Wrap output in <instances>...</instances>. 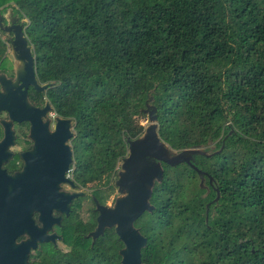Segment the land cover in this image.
I'll use <instances>...</instances> for the list:
<instances>
[{"label":"trees","instance_id":"obj_1","mask_svg":"<svg viewBox=\"0 0 264 264\" xmlns=\"http://www.w3.org/2000/svg\"><path fill=\"white\" fill-rule=\"evenodd\" d=\"M1 5L24 19L35 77L50 83L40 95L74 122L79 184L105 178L106 192L113 188L106 180L126 154V141L142 132L136 117L146 102L170 148L222 145L210 162L193 155L206 189L191 166L162 163L152 210L135 220L146 239L141 262L264 264V0ZM103 192L93 191L99 202ZM93 224L89 217L63 226L69 250L38 264H119L121 241L110 228L91 243L84 235Z\"/></svg>","mask_w":264,"mask_h":264},{"label":"water","instance_id":"obj_2","mask_svg":"<svg viewBox=\"0 0 264 264\" xmlns=\"http://www.w3.org/2000/svg\"><path fill=\"white\" fill-rule=\"evenodd\" d=\"M7 12L12 13L11 8H8ZM2 17L0 15V29L12 33L8 40L14 60L12 80L0 73V111L7 112V119L1 120V125L6 134L10 131L11 120H20L24 109H28L26 87L30 85L34 90L42 91L50 83L37 82L32 47L25 37L22 24L17 22L18 16L14 14L9 19V26L1 25ZM141 112L146 114L149 121L156 123L155 108L151 104L146 102ZM61 120L67 128L69 119ZM140 134L126 141V154L120 159L116 171L114 185L121 195L115 198L112 206L98 204L94 199L97 211L96 226L89 235L95 238L104 228L113 226L115 234L123 244L119 250L120 264H145L140 260V249L144 247L146 239L133 227V221L142 212L152 208L149 197L154 181L161 179V163L168 166L185 163L199 174L200 182L203 179L202 174H205L191 163L193 155H206L203 148L189 147L181 150L170 148L159 139L156 124L146 126L144 132ZM69 135L70 133L63 128L62 172L70 161L69 150L64 143ZM221 149L222 145L214 153L220 152ZM28 189L23 174L8 177L0 170V264H29L27 261L29 251L35 248L37 242L46 239L43 229L33 225L30 216L32 209L42 211L41 198L33 195ZM216 199L217 193L212 201ZM23 235L26 238L17 240Z\"/></svg>","mask_w":264,"mask_h":264},{"label":"flooded vegetation","instance_id":"obj_3","mask_svg":"<svg viewBox=\"0 0 264 264\" xmlns=\"http://www.w3.org/2000/svg\"><path fill=\"white\" fill-rule=\"evenodd\" d=\"M6 35L10 36L11 33ZM12 76L13 73L11 76L6 75V78L12 80ZM45 88L42 91H36L30 85L26 87L25 94L28 109L23 108L24 114L20 120H11L10 131L6 134L4 133V127L1 125V120L7 119V112L4 110L0 111V170L8 177L16 176L20 173L23 174L26 184L29 186L28 190L33 195L41 198L42 211L32 209L30 216L33 225L43 229V235L46 239L37 242L35 248L29 251L28 257L30 252L43 246L50 248V253H56L57 243L59 242L67 246L68 251L69 246L62 242V228L67 224H71L69 221L73 217L77 218L80 223L87 221L89 217L94 218L92 228L86 231L84 235L91 243L98 236H101L105 229L111 228L114 232L112 226L104 228L102 233L95 238L89 235L96 226L95 217L97 211L95 210V197L93 195V191L96 188H91V181L79 184L75 180L74 140L76 133L74 122L70 117H62L47 100L44 93L40 95ZM63 118L69 119L67 128L61 120ZM63 128L70 133L64 141L69 150L70 161L65 171L62 172ZM1 141L4 142L2 146ZM84 197L89 200L90 207L85 209L83 219L82 217L78 218L80 213L78 210L82 207L81 200ZM95 200L98 204L106 205L104 202ZM134 226L137 227L136 225ZM23 238H26V236H20L17 240ZM122 247L123 244L117 249L119 264L121 259L119 250ZM29 264H33V262H29Z\"/></svg>","mask_w":264,"mask_h":264},{"label":"rangeland","instance_id":"obj_4","mask_svg":"<svg viewBox=\"0 0 264 264\" xmlns=\"http://www.w3.org/2000/svg\"><path fill=\"white\" fill-rule=\"evenodd\" d=\"M11 5H13L12 3H10ZM8 11V7H7V5H1L0 6V15L1 16H3V18L5 19V23L4 24H2V22H1V25L2 26H4V25H7V26H9L10 24V21H9V19L10 18H12V16H14V13H8L7 12ZM22 21H24V19H18V23H21ZM7 33H5V32H2L1 33V38L2 39H4L5 41H6V45L4 46V48H3V52H2V56H1V58H0V73H2V74H6V75H8V76H11L12 75V71H11V69H12V67H13V64H14V60H13V56H12V50H11V45H10V43H9V40H8V37H10L11 35H12V33H11V35L10 36H7L6 35ZM6 75H5V77H6ZM12 78H13V76H12ZM136 119H137V122L140 124V125H142V127H143V129H142V133L144 132V129H145V127L146 126H148V125H150V124H156L157 125V123H155V121H149L148 119H147V116H146V114L144 113L142 116H139V117H136ZM141 133V134H142ZM140 134V135H141ZM167 145V144H166ZM213 146H212V143H209L207 146H206V148L205 149H210V151H205V153H206V155H199V156H203L204 158H206L207 159V161H212L213 160V156H215L216 154H219L221 151H222V149L220 150V152H216V153H214V151L212 150L211 151V148H212ZM195 148V147H194ZM199 148H203V147H199ZM204 149V148H203ZM216 151V150H215ZM213 152V153H212ZM191 160V159H190ZM119 163H120V160H119V162L117 163V167H119ZM191 163H193V161L191 160ZM178 164H181V163H178ZM185 164V163H184ZM177 165V164H176ZM161 166H162V163H161ZM175 166V165H174ZM170 167H173V166H170ZM117 169L118 168H116L115 169V174H114V176H111L110 178H108L106 181L109 183V184H112V186H113V188L111 189V190H109V191H107L106 192V184H104L103 182L105 181V178H102L100 181H97V180H93V181H91L90 182V185H91V188L92 189H95V188H99L100 190H105V192H103L101 195H105V197H104V200L102 201V202H104V204H106L107 206H112V204H113V202H114V200H115V198L116 197H118L119 195H121V192H119L118 190H117V186H115L114 185V180H115V178H116V171H117ZM196 172V171H195ZM202 172H204V171H202ZM196 174H197V177H198V187L199 188H203V189H206V187L202 184V182H200L201 180H200V177H199V174L196 172ZM162 177H163V167H162V176H161V179L159 180V181H154V183H153V185H152V187H151V192H152V189H153V187H154V185L156 184V183H160L161 182V180H162ZM107 183V184H108ZM216 193H217V199H216V201L218 200V198H219V192H218V189H217V191H216ZM216 195V194H215ZM150 196H151V193H150ZM96 199V198H95ZM149 199H150V197H149ZM215 201V202H216ZM149 204L152 206V204L149 202ZM81 205H82V207L78 210L80 213H79V215H78V218H83L84 219V212H85V209L86 208H89L90 207V203H89V200H86V198L84 197L82 200H81ZM151 210H152V208H151ZM151 210H149V211H144V212H150ZM143 213V212H142ZM141 213V214H142ZM139 217V216H138ZM137 217V218H138ZM136 218V219H137ZM135 219V220H136ZM135 220L133 221V227L134 228H136L137 229V231H138V233L139 234H141L140 233V231H139V228H138V223H135ZM204 220H206L205 218H204ZM69 223H71V225L72 226H74V225H76V223H80V222H78V219L77 218H75V217H73V218H71V220L69 221ZM135 223V224H134ZM134 225H136L137 227H135ZM142 235V234H141ZM143 236V235H142ZM145 238V237H144ZM145 245H146V241H145ZM144 245V246H145ZM43 246V245H42ZM143 248V247H142ZM67 249H68V247L67 246H65V245H63L62 243H57V250H56V253L55 254H57V255H61V254H63L64 252H66L67 251ZM52 256V253H50V248H48V247H46V246H43V247H39V249H37V250H35V251H32V252H30V254H29V257L27 258V261H28V263L30 262H33V264H38V262L42 259V258H44V257H47V258H50Z\"/></svg>","mask_w":264,"mask_h":264}]
</instances>
